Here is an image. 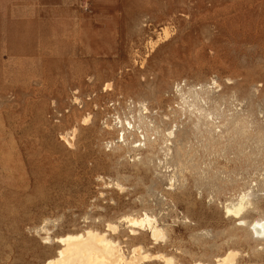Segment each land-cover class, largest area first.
<instances>
[{
  "label": "rangeland",
  "instance_id": "rangeland-1",
  "mask_svg": "<svg viewBox=\"0 0 264 264\" xmlns=\"http://www.w3.org/2000/svg\"><path fill=\"white\" fill-rule=\"evenodd\" d=\"M243 194L264 217V0H0V264L88 228L127 256L264 264L226 212ZM146 212L159 242L130 235Z\"/></svg>",
  "mask_w": 264,
  "mask_h": 264
},
{
  "label": "bare ground",
  "instance_id": "bare-ground-1",
  "mask_svg": "<svg viewBox=\"0 0 264 264\" xmlns=\"http://www.w3.org/2000/svg\"><path fill=\"white\" fill-rule=\"evenodd\" d=\"M108 85L109 84H107V86ZM145 109L146 111L143 113L146 114L148 112V107L146 106ZM199 109L200 108L198 107V110ZM202 113H203V110H202ZM139 116H140L141 121L143 120L144 117H147V115L144 116L141 114ZM88 121H89L88 117L84 118L85 123H87ZM126 123H128L129 126L132 125L131 122L128 120ZM125 127L127 128V126ZM132 127H134V125H132ZM125 130L126 129L122 128L119 131V135H120L119 137L122 138L123 142H127V138L125 136L126 134ZM73 131H75V129ZM168 134L170 135V133ZM148 140L146 138L147 142H149ZM135 142H138V141H134V143ZM140 142H142L141 139H140ZM138 143L136 145L137 146L139 145L140 147V144L142 143L140 144ZM144 144H146L145 141H144ZM117 185L119 186V183ZM249 204H251V202L247 199V195L243 194L236 204H233L231 206L229 205L226 207V212L228 213V215H231L237 218L240 224L248 226L249 229L254 234H256L257 238H260V239L264 238V217L256 219L250 223H248L242 217L247 207L250 206ZM125 220L127 222L128 227H130V230H129L130 235H132L135 238H139L142 234L144 235L147 234L152 239H154V242L155 241L159 242V239H163L166 236L165 234L166 230L164 231V228H162V225L161 226L159 225L156 217L147 214V212L141 216H126ZM108 229L112 230L113 233L118 232V225L109 223ZM141 230L146 231V233H144V231L143 233H141ZM46 239H49L50 241L49 236H47ZM55 240L59 242L62 246L59 248L57 255L55 257L49 258L47 260L46 262L47 264H139L142 262L141 259L146 256L147 258L148 257L150 258L152 256H153L152 258L156 257L160 261L162 260L163 264H178V262L175 261V258L172 255L171 256L169 255L167 256V254L151 255L149 252H145L144 247H143L144 245L143 246L133 245L134 247L131 251V255L127 256L123 250V246L121 245L119 241L114 240L113 238H110L106 231H99L93 228H88L82 232L68 233L66 235L55 238ZM236 256H237V252L230 250L225 255L217 257L215 263L195 261L192 264H235Z\"/></svg>",
  "mask_w": 264,
  "mask_h": 264
}]
</instances>
